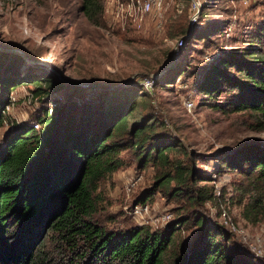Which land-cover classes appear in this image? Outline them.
<instances>
[{"label":"trees","instance_id":"obj_1","mask_svg":"<svg viewBox=\"0 0 264 264\" xmlns=\"http://www.w3.org/2000/svg\"><path fill=\"white\" fill-rule=\"evenodd\" d=\"M80 9L103 25L104 0H81ZM180 30L188 47L213 36L209 25ZM20 60L0 49V125L20 82L34 78L43 104L30 121L13 122L0 142V264H55L41 241L50 230L77 254L76 264H264L222 221L204 212L217 197L211 183L216 173L235 169L250 185H264L263 141H245L223 153L189 151L162 118L139 110L150 94L143 82L66 86L50 71L39 78L22 75ZM196 68L185 56L155 84L198 73L194 88L203 104L227 113L249 111L254 125L264 129V19L244 44L222 46L201 71ZM58 91L63 93L54 98ZM48 95L51 105L44 99ZM124 151L140 166L155 168L152 194L161 190L178 204L165 228L110 229L97 220L104 200L100 182L128 163ZM216 158L215 171L197 164Z\"/></svg>","mask_w":264,"mask_h":264},{"label":"rangeland","instance_id":"obj_2","mask_svg":"<svg viewBox=\"0 0 264 264\" xmlns=\"http://www.w3.org/2000/svg\"><path fill=\"white\" fill-rule=\"evenodd\" d=\"M107 1L103 25H96L80 9L81 0H0V49L22 58L17 69L22 75H41L39 78L50 71L66 86L85 88L139 84L147 78L162 79L185 56L201 71L220 47L244 44L251 29L264 19V0H201L193 23L192 0H165L163 27L150 14L140 29L131 25L123 28L119 21L114 23L106 9ZM183 25L196 30L209 25L213 36L189 47L186 36L177 44L184 35L180 30ZM219 28L222 30L215 32ZM197 76L188 72L168 86L145 87L150 94L139 110L162 118L187 149L196 153H223L245 141L264 142V129L254 125L249 111L227 113L203 104L194 88ZM32 79L20 82L11 92L12 102L3 112L5 119L0 125V142L15 128L13 122L30 121L43 104L34 92L38 83ZM58 85L54 82V87ZM62 93L56 92L54 98ZM50 98L44 99L51 105ZM190 99L194 102L191 109L187 105ZM34 122L30 124L37 127ZM123 153L128 163L100 182L98 191L104 200L97 220L110 229L128 225L165 228L177 216L178 204L161 190L152 194L156 175L152 165L140 166L130 153ZM219 161L197 160V164L215 171ZM214 178L211 183L217 197L206 203L204 212L221 221L222 212L227 210L236 227L229 226L230 230L238 241L250 254L264 258V185H250L246 174L235 169L216 173ZM41 241L55 264H76L77 254L58 233L50 230Z\"/></svg>","mask_w":264,"mask_h":264},{"label":"built area","instance_id":"obj_3","mask_svg":"<svg viewBox=\"0 0 264 264\" xmlns=\"http://www.w3.org/2000/svg\"><path fill=\"white\" fill-rule=\"evenodd\" d=\"M106 4V9L110 11L114 23L119 21L123 28H127L129 25L140 29L145 25L147 21V16L152 14L157 19V24L159 27H163V11L165 10V0H108ZM202 1L192 0L191 9L194 11V15L191 17V22H195L198 18V13L201 10ZM185 35H182L177 44H182L185 40ZM144 87L152 88L155 85L154 77L147 78L143 80ZM11 104V103H10ZM8 104L7 106H9ZM188 108L191 109L194 106L193 100H188ZM6 106V107H7ZM6 111V110H4ZM171 218L169 214L168 219ZM221 221L230 229L232 227L235 229V225L231 220L227 210L224 209L221 215ZM230 226V227H229ZM232 230V229H231ZM233 231V230H232Z\"/></svg>","mask_w":264,"mask_h":264}]
</instances>
